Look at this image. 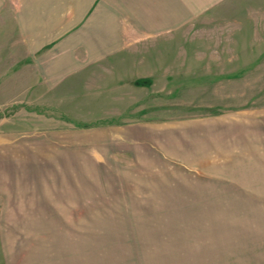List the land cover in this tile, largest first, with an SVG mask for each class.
Returning a JSON list of instances; mask_svg holds the SVG:
<instances>
[{"label": "rangeland", "instance_id": "rangeland-1", "mask_svg": "<svg viewBox=\"0 0 264 264\" xmlns=\"http://www.w3.org/2000/svg\"><path fill=\"white\" fill-rule=\"evenodd\" d=\"M17 91L0 88V264H264V0Z\"/></svg>", "mask_w": 264, "mask_h": 264}, {"label": "crops", "instance_id": "crops-1", "mask_svg": "<svg viewBox=\"0 0 264 264\" xmlns=\"http://www.w3.org/2000/svg\"><path fill=\"white\" fill-rule=\"evenodd\" d=\"M215 1L0 0L7 43L0 49V88L18 90L14 96L49 90L133 42L174 30Z\"/></svg>", "mask_w": 264, "mask_h": 264}]
</instances>
